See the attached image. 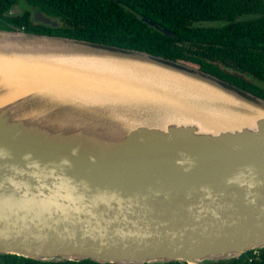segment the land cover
Instances as JSON below:
<instances>
[{
    "label": "water",
    "instance_id": "water-1",
    "mask_svg": "<svg viewBox=\"0 0 264 264\" xmlns=\"http://www.w3.org/2000/svg\"><path fill=\"white\" fill-rule=\"evenodd\" d=\"M33 19L55 25L40 12ZM3 58L136 62L159 91L179 89L146 71L191 78L221 97L264 107L263 98L190 65L115 45L0 29ZM53 93L42 92L39 107L53 105L44 99ZM187 93L200 110L224 108ZM56 94L55 109L30 124L18 113L24 103L7 102L0 85V254L47 262L202 264L264 248V117L213 132L179 110H158V102L121 105L115 94L104 103ZM65 112L80 119H58Z\"/></svg>",
    "mask_w": 264,
    "mask_h": 264
},
{
    "label": "trees",
    "instance_id": "trees-1",
    "mask_svg": "<svg viewBox=\"0 0 264 264\" xmlns=\"http://www.w3.org/2000/svg\"><path fill=\"white\" fill-rule=\"evenodd\" d=\"M18 1L20 0H0V29L18 28L31 33L70 37L145 51L184 64L187 61L198 63L202 71L264 99V95H259L247 79L221 75L217 65L212 63L209 53L210 49L215 48L217 56L232 62L237 69H241L242 59H251L253 64L254 50H244L243 46H254V22H233L231 26L227 24L217 29L201 25L210 21H236V17L243 10L264 4L261 0H25L35 10L62 18V26L49 29L34 27L29 11L20 15H9L8 11ZM142 18L155 22L172 35L163 34ZM246 38L251 40L245 41ZM0 264L100 263L91 260L47 262L0 254ZM202 264H264V248L249 250L238 258Z\"/></svg>",
    "mask_w": 264,
    "mask_h": 264
},
{
    "label": "bare ground",
    "instance_id": "bare-ground-1",
    "mask_svg": "<svg viewBox=\"0 0 264 264\" xmlns=\"http://www.w3.org/2000/svg\"><path fill=\"white\" fill-rule=\"evenodd\" d=\"M106 64L110 67L104 68ZM127 67H129L128 71L125 70ZM155 70L146 72H152L157 78L162 76L168 78L171 82L169 83L174 85L172 83L175 82L177 84L175 87L179 90L162 91L160 89L159 91V88L151 83L157 80L147 79V75L142 78L136 62L126 64L123 61H88V59L72 62L43 59L34 62L28 59L3 58L0 62V85L4 88L7 102L19 99L24 103L20 106L21 112L18 113L20 117H23L24 122L30 124L36 122L33 121L34 117L38 118L41 113L55 109L52 97L57 96L56 93L61 97L73 98L74 96L73 99L79 98L80 100L100 99L101 103L106 102L108 97H113L115 94L118 98L117 103L121 105L130 103L138 106L141 103L153 101L154 104L159 103L158 110L164 108L168 112L171 108L179 110L184 118L191 119L200 129L213 132L238 128L241 125H251L257 117H264L262 106L240 101L231 95L221 97L223 93L203 82L171 75L161 69ZM158 83H160L159 80ZM51 90L56 93L44 99L52 101L53 105L39 107L37 103L43 99L39 97L41 93ZM187 91L211 98L213 102L218 101L224 108L217 113L200 110L187 101V97L191 95ZM161 93H164V98ZM221 98L224 102L218 100ZM1 100L3 98L0 96V103ZM165 105L170 107L166 108ZM231 107H236V110H229ZM63 116L58 119L62 121L80 119L75 112H65Z\"/></svg>",
    "mask_w": 264,
    "mask_h": 264
},
{
    "label": "flooded vegetation",
    "instance_id": "flooded-vegetation-1",
    "mask_svg": "<svg viewBox=\"0 0 264 264\" xmlns=\"http://www.w3.org/2000/svg\"><path fill=\"white\" fill-rule=\"evenodd\" d=\"M261 1L264 3V0ZM27 11H29L28 14L30 16L32 25H34V27H36L37 29H40L41 27L47 29L58 28L63 24V20L60 16H49L41 11L35 10L30 6H28L25 0L18 1L17 4L8 11V13L9 15H20V14H24V12ZM35 12L42 13L45 17H48L50 21L53 22L55 25H51L49 23L45 24L39 21H35L33 19V15ZM236 18H237L236 21L235 20H231L229 22L210 21V22L201 23V25H205V27L217 29L227 24L231 26L236 22H238V24L240 23L248 24L254 22L256 29L255 31L256 38L254 39V46H247V47L245 45L243 46L244 50L247 51L254 50V54H255L254 63L252 64L251 59H242L240 64L241 69H237L235 65L231 64L232 62L228 61L227 59L223 60L221 57L217 56V50H215V48L210 49L209 52L211 53V61L212 63L217 65L218 71L221 75L232 76V77L237 76L240 78H245L247 79L246 81L252 83L253 85L252 88H254L259 95H264V4L252 6L250 10L245 9ZM249 40L251 39L249 38L245 39V41H249ZM185 64L201 70L199 68L198 63L187 61L185 62Z\"/></svg>",
    "mask_w": 264,
    "mask_h": 264
}]
</instances>
